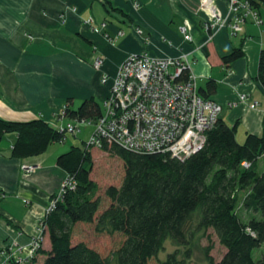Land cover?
<instances>
[{"label":"crops","instance_id":"crops-1","mask_svg":"<svg viewBox=\"0 0 264 264\" xmlns=\"http://www.w3.org/2000/svg\"><path fill=\"white\" fill-rule=\"evenodd\" d=\"M136 1L137 7L133 0H0V117H42L59 125L65 116L57 111L67 100L70 107L90 96L103 101L111 81L102 82L101 73L114 75L129 51L154 56L185 52L201 95L207 82L215 81L206 96L222 105L220 116L229 124L237 121V139L248 131L260 133L264 85L256 76L264 47V5L255 7L262 23L249 13L238 32L222 26L209 39L202 27L208 12L199 0ZM213 2L221 14H228L227 0ZM89 16L96 24L104 21L105 27L93 30L84 21ZM182 21L188 22L191 39L180 33ZM237 47L242 55L224 62ZM97 55L103 57L100 69L93 66ZM240 93L256 99L257 105L239 100ZM15 137L7 133L0 141V264L9 245H27L67 175L56 163L65 151L62 145L52 142L37 155L15 157L10 155ZM25 163L36 166L25 172ZM42 248H50L49 239ZM37 254L34 264H41L44 254Z\"/></svg>","mask_w":264,"mask_h":264},{"label":"trees","instance_id":"trees-1","mask_svg":"<svg viewBox=\"0 0 264 264\" xmlns=\"http://www.w3.org/2000/svg\"><path fill=\"white\" fill-rule=\"evenodd\" d=\"M250 5H264V0H249ZM242 55L241 47L223 57L224 62ZM258 57L257 79L264 85V47ZM210 79L201 92L215 89ZM64 116L93 118L102 113L101 103L90 96L76 107L67 100ZM61 113H59L60 116ZM237 121L229 124L219 116L205 131L202 146L184 159L164 151H137L104 138L97 147L123 159L124 173L118 185L105 188L108 198L101 202L99 185L91 176L92 144H71L56 156L73 184L64 190L43 217L50 248L43 253L41 264H147L146 260L171 238L182 246L166 254L160 264H189L193 236L212 228L225 253L215 264H264V255L253 258V249L264 243V116L260 133L248 131L242 142L236 138ZM7 133L16 137L10 155H37L66 131L42 117L13 120L0 117V141ZM246 163V164H245ZM262 163V166H260ZM242 207L251 212L245 220ZM54 196V195H53ZM97 232L120 233L118 248L102 255L85 240L72 238L76 224L93 222ZM15 257L5 264H34Z\"/></svg>","mask_w":264,"mask_h":264},{"label":"built area","instance_id":"built-area-1","mask_svg":"<svg viewBox=\"0 0 264 264\" xmlns=\"http://www.w3.org/2000/svg\"><path fill=\"white\" fill-rule=\"evenodd\" d=\"M227 1L228 14L223 15L213 0H199L200 8L208 12L202 20V27L209 39L222 26H228L231 33L238 32L249 13L255 22L262 23L249 0ZM133 5L139 6L138 1L133 0ZM84 21L93 30L103 29L106 25L104 21L96 24L92 16ZM178 28L185 40L191 39L187 21H182ZM117 33L120 35L122 31L119 29ZM94 58V68L100 69L103 57L97 55ZM191 64L185 52L176 56H154L145 50L129 51L114 75L110 76L107 71L101 73L102 82L111 81L109 93L102 101V113L93 118L76 117L74 123L67 121L64 125L55 126L75 133L80 122L94 121V131L88 139L90 144L99 145L102 139L107 138L133 150L164 151L184 159L202 146L206 129L213 125L223 109L216 99L200 94ZM239 100L250 107L257 105V100L249 99L245 93L239 94ZM60 113L59 117L65 115L64 111ZM21 165L23 171L36 166L32 163ZM67 184H73L68 175L40 217L36 233L32 234L26 246L18 242L9 245L3 264L9 257L26 261L35 255L45 233L43 217L52 209Z\"/></svg>","mask_w":264,"mask_h":264},{"label":"rangeland","instance_id":"rangeland-1","mask_svg":"<svg viewBox=\"0 0 264 264\" xmlns=\"http://www.w3.org/2000/svg\"><path fill=\"white\" fill-rule=\"evenodd\" d=\"M66 105V102L63 103L57 113L62 112ZM55 120L51 122L53 123V125L55 124ZM67 121L74 123L75 118L65 116L62 120V123H59V125H64L67 123ZM78 126L79 129L75 133L66 132L67 135H65L64 140H57L53 143L62 145L61 147L65 150L68 149L71 144L82 143V140H85L86 143H88V139L90 138V136H92V132L94 131V121L92 123L80 122ZM238 137L239 140H237L239 142H242L245 138V136L241 135ZM92 145L93 166L91 176L97 181L99 185L98 195L100 196V200L103 204L108 201V198L104 193L105 188L110 184L118 185L123 177V159L117 156L113 157V155L104 153L97 147H94L96 145ZM260 166H262V163H260ZM239 197L240 198L238 205L240 209H238V212L243 219L247 220L251 216V212L242 207L240 201L242 198V193H239ZM94 224V221L89 223L85 222L81 224H76L75 230L72 235L73 240H85L87 244L89 243L94 248L99 250L102 255H111V252L118 248V245L121 242V234H108L106 232H97L94 228ZM192 239L193 240H191L190 244V246L192 247V251L190 259L188 261L189 264H215L221 258L222 254L225 253V247L220 243V240L218 239L217 235L215 234L212 228H207V230L197 232ZM47 240L48 235L47 233H44L42 244L47 243ZM180 248H182V246L176 244V242L171 240V238H167L166 240H164L163 247L161 248V250H159L155 255L149 257L148 260H146V263L160 264V261L166 257L167 253L172 251H178V249L180 250ZM252 255L253 258H259L264 255V243H261L259 246L255 247L253 249ZM4 262L5 260L1 264H3ZM40 262H42V260ZM110 264H114V259H111Z\"/></svg>","mask_w":264,"mask_h":264},{"label":"bare ground","instance_id":"bare-ground-1","mask_svg":"<svg viewBox=\"0 0 264 264\" xmlns=\"http://www.w3.org/2000/svg\"><path fill=\"white\" fill-rule=\"evenodd\" d=\"M43 245V244H42Z\"/></svg>","mask_w":264,"mask_h":264}]
</instances>
